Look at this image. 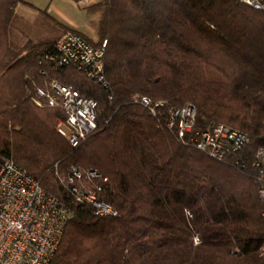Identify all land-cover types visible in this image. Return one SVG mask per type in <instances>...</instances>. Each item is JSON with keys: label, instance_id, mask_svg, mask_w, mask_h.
Here are the masks:
<instances>
[{"label": "trees", "instance_id": "trees-1", "mask_svg": "<svg viewBox=\"0 0 264 264\" xmlns=\"http://www.w3.org/2000/svg\"><path fill=\"white\" fill-rule=\"evenodd\" d=\"M22 2L0 0V159L71 213L49 264H264L255 166L264 149V12L241 0H97L86 7L98 14L97 40L86 39L106 40L100 85L72 67L54 70L43 59L54 40L13 42ZM50 79L96 101V128L76 147L57 132L62 111L31 100ZM135 94L165 103L152 113ZM184 104L196 116L182 141L168 109ZM217 124L248 137L222 160L190 141ZM71 166L106 178L99 195L116 216L74 199Z\"/></svg>", "mask_w": 264, "mask_h": 264}, {"label": "built area", "instance_id": "built-area-1", "mask_svg": "<svg viewBox=\"0 0 264 264\" xmlns=\"http://www.w3.org/2000/svg\"><path fill=\"white\" fill-rule=\"evenodd\" d=\"M74 1L80 3L87 0ZM241 2L264 12V0ZM105 44L106 40L100 45H92L82 33L69 31L56 41L55 53L44 54L43 59L49 60L54 70L72 67L85 79L104 85ZM132 99L152 113L156 106L165 103L152 102L137 94ZM31 100L37 106L49 105L62 111L57 132L72 147H76L96 128V101L56 79H50L44 87L36 88ZM195 113L191 104L168 109V125L176 129L182 141L192 130ZM190 141L210 157L222 160L226 152L240 149L248 137L241 131L217 124L196 132ZM256 157L258 196L264 202L263 148L257 150ZM105 180L95 170L83 172L78 166L69 169L68 181L74 199L91 206L99 216H116L117 210L99 195ZM70 214L61 201L45 192L23 168L10 159H0V264H49Z\"/></svg>", "mask_w": 264, "mask_h": 264}, {"label": "rangeland", "instance_id": "rangeland-1", "mask_svg": "<svg viewBox=\"0 0 264 264\" xmlns=\"http://www.w3.org/2000/svg\"><path fill=\"white\" fill-rule=\"evenodd\" d=\"M25 3L32 2L35 5L45 8L49 7L55 13V16L62 24H51L48 27L45 24H32L36 29H40L45 34L58 35L63 32V27L68 29L76 30L77 32L82 33L85 37H88L92 40H97L96 28L94 22H96L98 14L91 13L82 7H88L94 0L82 1L78 5L73 0H24ZM27 3V4H28ZM94 3V2H93ZM87 5V6H86ZM67 33V32H66ZM17 34V32H16ZM261 250H264L262 244Z\"/></svg>", "mask_w": 264, "mask_h": 264}, {"label": "crops", "instance_id": "crops-1", "mask_svg": "<svg viewBox=\"0 0 264 264\" xmlns=\"http://www.w3.org/2000/svg\"><path fill=\"white\" fill-rule=\"evenodd\" d=\"M96 1L97 0H94L93 2ZM24 2L17 4L14 8L16 26L13 30L14 33L11 35L14 43L22 46L27 41H57L63 37L64 31L62 33H59L58 35H52L49 33L45 34L40 29H36L32 26V24H45L50 27L51 24H56L54 20L62 24L61 22H59L52 9H50L49 7L41 8L30 1L29 3L27 2L28 4ZM76 3L80 5L78 2ZM82 8L86 10V8ZM15 30L18 34H16Z\"/></svg>", "mask_w": 264, "mask_h": 264}]
</instances>
